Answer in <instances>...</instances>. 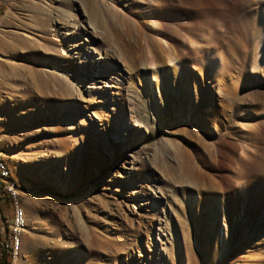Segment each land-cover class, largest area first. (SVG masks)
Wrapping results in <instances>:
<instances>
[{
	"label": "rangeland",
	"instance_id": "1",
	"mask_svg": "<svg viewBox=\"0 0 264 264\" xmlns=\"http://www.w3.org/2000/svg\"><path fill=\"white\" fill-rule=\"evenodd\" d=\"M244 1L0 0L17 264H264L263 6ZM12 219L0 199L8 262Z\"/></svg>",
	"mask_w": 264,
	"mask_h": 264
},
{
	"label": "bare ground",
	"instance_id": "2",
	"mask_svg": "<svg viewBox=\"0 0 264 264\" xmlns=\"http://www.w3.org/2000/svg\"><path fill=\"white\" fill-rule=\"evenodd\" d=\"M246 1L248 3H251L252 1H254V2L256 1L258 3H261L263 6L262 11H261L262 17L260 19L261 20L260 21L261 26L259 28V31L256 34V37H255V49L257 50L255 52V58H256L255 60H257V63H258L257 65H259V67H260V66H264V0H246ZM246 1H244V3ZM240 2H241V0H240ZM237 4L238 3H236V5ZM241 4H243V2ZM223 6H224V4H223ZM238 6H240V5H238ZM226 11H228V8ZM141 78H142L143 83L147 82L148 78L145 74H142ZM127 135H128V133H127ZM125 139L128 140L129 136H126ZM1 167L3 169V179L5 181H7L10 186L18 187V184H17L16 180L14 179L12 172H11V169H10V167L6 161L4 151L0 145V171H1ZM6 196L8 197V199L10 200V202L13 206V219H12L10 226H9V240L10 241H8V242L6 241L5 250L9 254V257H10L9 261H12L13 256H14L15 260L17 261L18 257H19V252H20L19 250H20L21 239H22L23 233H24L25 228H26V223H27L26 222V216H25V210H24L22 200L20 197V192H17L15 195L14 188H6ZM10 264H11V262H10Z\"/></svg>",
	"mask_w": 264,
	"mask_h": 264
},
{
	"label": "built area",
	"instance_id": "3",
	"mask_svg": "<svg viewBox=\"0 0 264 264\" xmlns=\"http://www.w3.org/2000/svg\"><path fill=\"white\" fill-rule=\"evenodd\" d=\"M6 188H14L15 195H16L17 192H20V188L19 187L10 186L8 184V182L3 179V169L1 167V171H0V190L5 196H6ZM5 244H6V241L1 242V249L3 251H5ZM9 262H11V264H17V261L15 260L14 256H13L12 261H9Z\"/></svg>",
	"mask_w": 264,
	"mask_h": 264
},
{
	"label": "trees",
	"instance_id": "4",
	"mask_svg": "<svg viewBox=\"0 0 264 264\" xmlns=\"http://www.w3.org/2000/svg\"><path fill=\"white\" fill-rule=\"evenodd\" d=\"M8 198V197H7ZM5 252H7L5 250ZM0 264H9L7 255H3L0 259Z\"/></svg>",
	"mask_w": 264,
	"mask_h": 264
},
{
	"label": "crops",
	"instance_id": "5",
	"mask_svg": "<svg viewBox=\"0 0 264 264\" xmlns=\"http://www.w3.org/2000/svg\"><path fill=\"white\" fill-rule=\"evenodd\" d=\"M7 197V196H6ZM6 197H4L1 193H0V199H4V198H6Z\"/></svg>",
	"mask_w": 264,
	"mask_h": 264
}]
</instances>
